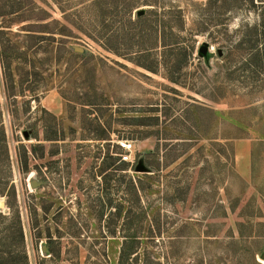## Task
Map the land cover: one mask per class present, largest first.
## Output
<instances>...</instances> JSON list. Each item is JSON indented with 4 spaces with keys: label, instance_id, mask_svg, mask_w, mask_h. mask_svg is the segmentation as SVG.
I'll return each instance as SVG.
<instances>
[{
    "label": "rangeland",
    "instance_id": "rangeland-1",
    "mask_svg": "<svg viewBox=\"0 0 264 264\" xmlns=\"http://www.w3.org/2000/svg\"><path fill=\"white\" fill-rule=\"evenodd\" d=\"M1 251L264 264V0H0Z\"/></svg>",
    "mask_w": 264,
    "mask_h": 264
},
{
    "label": "trees",
    "instance_id": "trees-1",
    "mask_svg": "<svg viewBox=\"0 0 264 264\" xmlns=\"http://www.w3.org/2000/svg\"><path fill=\"white\" fill-rule=\"evenodd\" d=\"M148 14L149 13H144L142 15H138V19L136 22L137 25L140 24V26L143 30L140 33V40L144 43H145V35L147 34V30L149 31L148 35H152V34L154 35V32H156L153 29H151V30L149 29ZM164 28L166 29V25H164ZM165 45H166V43H165ZM108 49L113 50L111 47H108ZM172 80H175V79L172 77ZM140 183H141V180H140ZM129 190H133L135 193H138L140 191L139 185L137 184V181L133 178H130L128 191ZM126 240L127 241H125L124 245H123V249H122L123 253L122 254H123V257H125V259L128 260L129 257H131V255H134L136 253L138 246H137L136 239H126ZM27 260H28V258L25 256V261H27ZM14 263H15V256L14 255L4 253L3 251L0 252V264H14Z\"/></svg>",
    "mask_w": 264,
    "mask_h": 264
},
{
    "label": "built area",
    "instance_id": "built-area-1",
    "mask_svg": "<svg viewBox=\"0 0 264 264\" xmlns=\"http://www.w3.org/2000/svg\"><path fill=\"white\" fill-rule=\"evenodd\" d=\"M122 149L125 151L124 154H121L123 161H132L133 160V151L135 145L132 141L124 140L120 142Z\"/></svg>",
    "mask_w": 264,
    "mask_h": 264
},
{
    "label": "water",
    "instance_id": "water-1",
    "mask_svg": "<svg viewBox=\"0 0 264 264\" xmlns=\"http://www.w3.org/2000/svg\"><path fill=\"white\" fill-rule=\"evenodd\" d=\"M142 13H143V11L141 10V11H140V14H142ZM25 135H28V132H27V131H25ZM32 184H33V185H37V182H36V181H33Z\"/></svg>",
    "mask_w": 264,
    "mask_h": 264
},
{
    "label": "crops",
    "instance_id": "crops-1",
    "mask_svg": "<svg viewBox=\"0 0 264 264\" xmlns=\"http://www.w3.org/2000/svg\"><path fill=\"white\" fill-rule=\"evenodd\" d=\"M245 173V172H244Z\"/></svg>",
    "mask_w": 264,
    "mask_h": 264
}]
</instances>
